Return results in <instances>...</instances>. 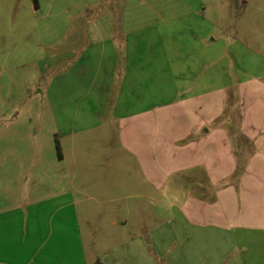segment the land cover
Here are the masks:
<instances>
[{"label": "rangeland", "instance_id": "rangeland-1", "mask_svg": "<svg viewBox=\"0 0 264 264\" xmlns=\"http://www.w3.org/2000/svg\"><path fill=\"white\" fill-rule=\"evenodd\" d=\"M255 79L264 0H0V264H264V230L237 227L264 215L207 213L226 187L237 211L256 198L148 181L128 144L153 141L126 131L178 113L189 82L233 95Z\"/></svg>", "mask_w": 264, "mask_h": 264}, {"label": "crops", "instance_id": "crops-1", "mask_svg": "<svg viewBox=\"0 0 264 264\" xmlns=\"http://www.w3.org/2000/svg\"><path fill=\"white\" fill-rule=\"evenodd\" d=\"M131 52L132 49L127 47L128 56ZM131 80L128 79L129 85ZM229 85L232 86L230 83ZM187 86V93L192 96L182 99L184 105L177 104L178 113L171 115L169 111L164 112L163 120L160 116L154 125L142 128L127 126V132L141 130L158 145L157 151H154L152 142L148 144V148L144 143L128 144L136 151L144 175L150 182L165 183L168 178L170 181H177V192L182 194V197L186 195L193 198L201 186V181H207L215 187L214 183L223 180L231 185L237 180V183H240L239 190L241 189L244 195L240 198H256L260 202L256 210L251 212L242 208L237 211L234 189L238 187L230 185L231 187H226L222 192L224 205L208 207L207 213H214L215 221L221 223L222 227H226V218L232 213L237 215L236 220L242 219L240 214L264 215V80L240 81L233 85L232 90H236L233 95L228 92L216 94L217 88L203 87L199 91L195 89L196 81L189 82ZM227 88L223 90L226 91ZM172 101L177 103L176 99ZM227 103H234L235 111H231ZM172 106L174 104L159 109L164 110ZM148 110L137 114L129 112L122 117L128 116L129 121L132 118L146 117L150 115ZM248 145H253L256 152L250 164H245V169L235 175L239 164L235 154L245 155V151L250 147ZM252 182H260L261 185L257 188L251 187L249 184ZM246 203L244 200V207ZM181 204L184 212L186 208V212L190 214L202 213L200 208L195 207L188 199L182 200ZM237 227L264 230V226L259 222L254 226H244L240 223Z\"/></svg>", "mask_w": 264, "mask_h": 264}]
</instances>
